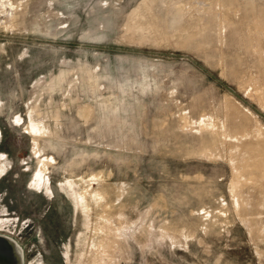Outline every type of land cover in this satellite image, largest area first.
I'll return each mask as SVG.
<instances>
[{
  "label": "rangeland",
  "instance_id": "374dc122",
  "mask_svg": "<svg viewBox=\"0 0 264 264\" xmlns=\"http://www.w3.org/2000/svg\"><path fill=\"white\" fill-rule=\"evenodd\" d=\"M5 264H264V0H0Z\"/></svg>",
  "mask_w": 264,
  "mask_h": 264
},
{
  "label": "water",
  "instance_id": "95a60500",
  "mask_svg": "<svg viewBox=\"0 0 264 264\" xmlns=\"http://www.w3.org/2000/svg\"><path fill=\"white\" fill-rule=\"evenodd\" d=\"M11 256L16 258V256L14 255L13 245L8 239L0 236V264L7 263L10 258H13Z\"/></svg>",
  "mask_w": 264,
  "mask_h": 264
}]
</instances>
